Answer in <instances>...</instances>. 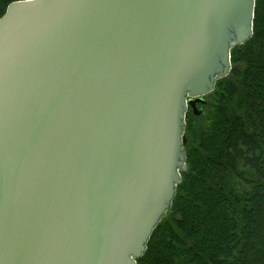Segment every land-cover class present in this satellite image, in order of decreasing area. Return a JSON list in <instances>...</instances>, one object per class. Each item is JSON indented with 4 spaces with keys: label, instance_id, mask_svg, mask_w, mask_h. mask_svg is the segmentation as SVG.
<instances>
[{
    "label": "water",
    "instance_id": "95a60500",
    "mask_svg": "<svg viewBox=\"0 0 264 264\" xmlns=\"http://www.w3.org/2000/svg\"><path fill=\"white\" fill-rule=\"evenodd\" d=\"M255 0H14L0 16V264H136Z\"/></svg>",
    "mask_w": 264,
    "mask_h": 264
},
{
    "label": "trees",
    "instance_id": "16d2710c",
    "mask_svg": "<svg viewBox=\"0 0 264 264\" xmlns=\"http://www.w3.org/2000/svg\"><path fill=\"white\" fill-rule=\"evenodd\" d=\"M14 0H0V16ZM229 74L188 108L187 170L136 264H264V0Z\"/></svg>",
    "mask_w": 264,
    "mask_h": 264
},
{
    "label": "rangeland",
    "instance_id": "374dc122",
    "mask_svg": "<svg viewBox=\"0 0 264 264\" xmlns=\"http://www.w3.org/2000/svg\"><path fill=\"white\" fill-rule=\"evenodd\" d=\"M204 104H205V103H204ZM196 109H197L198 111H200V112H199L200 114H201L202 112L206 114V111H207L206 109H207V108H206L205 106H201V107L198 106V107H197V105H196Z\"/></svg>",
    "mask_w": 264,
    "mask_h": 264
},
{
    "label": "flooded vegetation",
    "instance_id": "af4514ba",
    "mask_svg": "<svg viewBox=\"0 0 264 264\" xmlns=\"http://www.w3.org/2000/svg\"><path fill=\"white\" fill-rule=\"evenodd\" d=\"M196 105H197V107H198V106L201 107V106H203L204 104H199V103H197Z\"/></svg>",
    "mask_w": 264,
    "mask_h": 264
}]
</instances>
